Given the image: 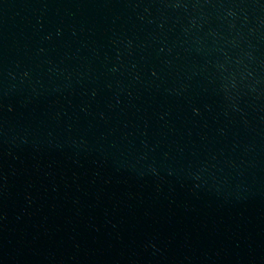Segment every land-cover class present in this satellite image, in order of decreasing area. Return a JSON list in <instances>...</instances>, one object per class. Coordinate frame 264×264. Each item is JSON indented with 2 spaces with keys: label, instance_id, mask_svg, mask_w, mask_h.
<instances>
[{
  "label": "water",
  "instance_id": "95a60500",
  "mask_svg": "<svg viewBox=\"0 0 264 264\" xmlns=\"http://www.w3.org/2000/svg\"><path fill=\"white\" fill-rule=\"evenodd\" d=\"M0 264H264V0H0Z\"/></svg>",
  "mask_w": 264,
  "mask_h": 264
}]
</instances>
